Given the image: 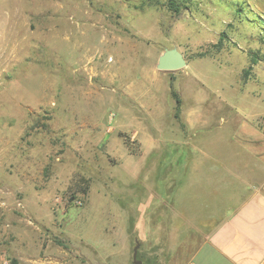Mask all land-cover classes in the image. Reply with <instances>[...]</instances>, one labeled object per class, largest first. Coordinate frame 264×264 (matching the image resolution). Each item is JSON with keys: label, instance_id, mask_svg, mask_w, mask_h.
I'll list each match as a JSON object with an SVG mask.
<instances>
[{"label": "rangeland", "instance_id": "rangeland-1", "mask_svg": "<svg viewBox=\"0 0 264 264\" xmlns=\"http://www.w3.org/2000/svg\"><path fill=\"white\" fill-rule=\"evenodd\" d=\"M169 1L0 0V264H176L167 168L264 116V0Z\"/></svg>", "mask_w": 264, "mask_h": 264}, {"label": "crops", "instance_id": "crops-1", "mask_svg": "<svg viewBox=\"0 0 264 264\" xmlns=\"http://www.w3.org/2000/svg\"><path fill=\"white\" fill-rule=\"evenodd\" d=\"M227 128L216 155H182L167 168L151 225L154 240L166 227L176 264H264V116L235 108L220 123Z\"/></svg>", "mask_w": 264, "mask_h": 264}, {"label": "water", "instance_id": "water-1", "mask_svg": "<svg viewBox=\"0 0 264 264\" xmlns=\"http://www.w3.org/2000/svg\"><path fill=\"white\" fill-rule=\"evenodd\" d=\"M157 69L163 72H177L187 67V61L184 55L177 48L166 49L159 57ZM140 244L134 249V263L141 264L137 261Z\"/></svg>", "mask_w": 264, "mask_h": 264}, {"label": "trees", "instance_id": "trees-1", "mask_svg": "<svg viewBox=\"0 0 264 264\" xmlns=\"http://www.w3.org/2000/svg\"><path fill=\"white\" fill-rule=\"evenodd\" d=\"M179 3H181L180 2V0H170L169 1V4H170V9L171 10H174V11H176V12H179L180 11V9H179ZM181 5H182V3H181ZM183 7H186L185 6V3H183ZM178 103H180V101L178 100Z\"/></svg>", "mask_w": 264, "mask_h": 264}]
</instances>
